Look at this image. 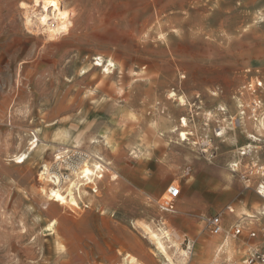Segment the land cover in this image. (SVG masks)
Segmentation results:
<instances>
[{"label": "rangeland", "instance_id": "obj_1", "mask_svg": "<svg viewBox=\"0 0 264 264\" xmlns=\"http://www.w3.org/2000/svg\"><path fill=\"white\" fill-rule=\"evenodd\" d=\"M47 1L0 0V264H170L151 238L161 228L175 264L180 252L183 264L248 258L264 199L229 164L264 163V0H56L72 25L53 37L22 8ZM64 131L80 137L67 151ZM71 149L105 162L80 207L41 189L54 185L46 165L65 182L73 168L57 157ZM210 170L230 178L213 185ZM216 214L218 235L204 221ZM226 233L235 255L214 260Z\"/></svg>", "mask_w": 264, "mask_h": 264}, {"label": "bare ground", "instance_id": "obj_2", "mask_svg": "<svg viewBox=\"0 0 264 264\" xmlns=\"http://www.w3.org/2000/svg\"><path fill=\"white\" fill-rule=\"evenodd\" d=\"M22 8L25 10V16H27L26 20H27L28 25H36V26L41 27V29L49 33L51 37L57 36L61 28H63L65 32L67 30V27L72 25V20H70L71 15H69L67 10L63 9L60 6L59 2L56 0L45 2L44 4L40 6V9L38 11L35 10L30 4L29 5L25 4L24 7ZM67 16L69 17L68 19H67ZM52 21H54L55 24L52 23ZM64 21H65V25H62ZM96 59H98V62L95 65L104 66L105 67L104 72L106 73L112 72L113 69L116 67L115 62L112 59L107 60V64L103 63L102 55H100ZM86 72L87 71H85V73ZM102 133L105 135V132H102ZM60 137L63 138L64 144H65L64 147H62L63 150L68 149V147H66L68 145L77 146L79 144L80 137L72 136L69 134V132L68 133L66 131L62 132ZM37 140L38 139L36 140L34 139L32 143L33 146L36 145ZM97 142H98L97 140H93L92 145ZM26 158H27V154L21 153L17 155L16 161L24 162ZM57 158L59 159L61 158V156H58ZM91 159L93 160V162L92 161L89 162V160ZM100 159L101 160L103 159V156H101V153H98V151H94L91 154L90 158H88V160H86L81 167H79L76 170H73L72 172L69 173L68 177H65L66 180L64 183L61 180H59L60 178L59 174L53 171H49V168L46 165L45 168L41 171V174H40L41 178L43 180L45 179L47 181L54 182L53 183L54 185L52 187H46V188L42 186L41 189H42L43 194L47 196V199L49 201H55V202H60V204H68V205H74L76 207H80L79 198H82V194L84 195L90 194L89 191L86 190L84 185L85 183H89L93 181L92 180L93 176H95L96 174L94 169H96L99 166L98 161H100ZM221 168L223 167L221 166ZM208 173H207L208 179H211V180L214 179V180L221 181L224 178H228V179L230 178V175L226 171L223 173L221 172L222 174L220 173V175L212 171ZM118 177H119L118 174L113 171L112 178L117 179ZM205 178H206V175H205ZM175 209L176 208H174V210ZM230 211H234V209L231 208ZM256 216L257 215H254L251 213H247L246 215V217L250 219L256 218ZM150 234H151V238H154V240L156 241L157 247L159 248V250L162 253H164V255L167 256L168 262L170 264H175L176 258H174L169 253L170 250H172L170 249L172 239L169 236V233L164 228H161L160 230H157V231H151ZM217 242H218V245L214 250V256H213L214 260H218L223 255L225 256L226 259L231 260L233 256L235 255V253L233 252V247H232V237L229 236L228 234L224 235V237L223 236L215 237V239L213 240V243H217ZM178 254H179L178 256L179 259L182 260L181 264H183V261L186 259L187 255L183 252H180Z\"/></svg>", "mask_w": 264, "mask_h": 264}, {"label": "built area", "instance_id": "obj_3", "mask_svg": "<svg viewBox=\"0 0 264 264\" xmlns=\"http://www.w3.org/2000/svg\"><path fill=\"white\" fill-rule=\"evenodd\" d=\"M90 157V154L84 152L81 149H71L68 151L63 158L64 163L68 164L71 168L77 169ZM59 158V159H61ZM101 161V160H100ZM103 165L105 162H100L99 166L95 169L97 176L101 177L104 173ZM232 171L237 173L240 180L244 183L249 184L252 179H258V192L264 197V163H251L247 167L242 166V161H234L230 164ZM100 173V174H99ZM68 174H66L67 176ZM97 191V190H96ZM182 188L180 186H173L169 188L167 194L161 199V207L166 212L174 211L176 199L181 195ZM206 227L211 231L213 234H220L224 229L223 218L221 214L211 215L206 218ZM241 229L238 228L234 231L235 234H240ZM252 236H256V233L252 231L250 233ZM220 264H264V248L262 251H256L255 253L251 254L248 258L244 261L237 263V262H227V263H220Z\"/></svg>", "mask_w": 264, "mask_h": 264}, {"label": "crops", "instance_id": "obj_4", "mask_svg": "<svg viewBox=\"0 0 264 264\" xmlns=\"http://www.w3.org/2000/svg\"><path fill=\"white\" fill-rule=\"evenodd\" d=\"M227 178H224V179H222L221 181L220 180H218V181H210L209 179L207 180V181H209V183H211V184H213V185H221L222 183H226L227 182V180H226ZM256 181H257V184H256ZM255 182V183H254ZM244 183V182H243ZM254 185L256 186V189H257V194H258V196L259 197H261V198H263L264 199V197L261 195V194H259V192H258V188H257V185H258V180L257 179H252L250 182H249V184H248V186H247V184L245 183V186H246V188L247 189H252L253 187H254ZM182 193H183V188H182ZM182 193H181V195H182ZM181 195L178 197V198H180L181 197ZM252 210L254 211V212H256V209L254 208V207H252ZM206 218H208V217H205L204 219V221H206ZM223 218V217H222ZM255 219H257V217L256 218H253V219H250V218H245L244 216H243V220H242V222H243V224L244 223H246V221H250V222H252V221H254ZM224 221H225V219L223 218V224H224ZM252 231H254L255 233H256V236H253V237H257V232L255 231V230H252ZM251 231V232H252ZM250 232V233H251ZM221 234V233H220ZM243 234V232H242V230H241V232H240V234H235L234 233V235L235 236H239V235H242ZM216 235H218V234H216ZM262 235L264 236V230H263V228H262ZM252 236V235H251ZM263 236H261V237H257V238H255V239H252V238H249V239H247V241H246V244L243 246V247H245L246 249H245V252L246 253H254V252H256V251H261L263 248H264V237ZM232 247L234 248V240L232 239Z\"/></svg>", "mask_w": 264, "mask_h": 264}]
</instances>
